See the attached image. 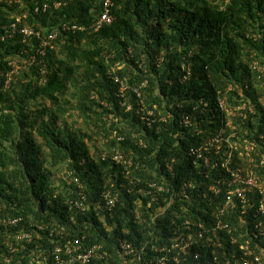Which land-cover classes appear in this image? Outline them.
<instances>
[{
  "label": "trees",
  "instance_id": "trees-1",
  "mask_svg": "<svg viewBox=\"0 0 264 264\" xmlns=\"http://www.w3.org/2000/svg\"><path fill=\"white\" fill-rule=\"evenodd\" d=\"M44 2L52 7L35 12ZM101 9V0L0 3V219L23 218L0 225V264H32L34 250L54 264L55 244L76 239L83 249L102 245L104 256L87 264H211L213 251L234 263L238 249L227 231L214 233L215 213L202 195L201 183L215 173L196 167L191 151L212 135L235 133L244 152L235 164L261 165L264 0H115L113 23L95 30ZM25 13L44 31L63 21L86 29L53 42L45 84L36 61L5 87L9 62L19 56L26 64L36 52L5 28ZM221 99L244 104L247 116L227 117ZM107 190L118 201L101 210ZM80 193L85 209L76 206ZM27 231L34 242L13 252L14 236ZM182 239L192 243L185 250L175 246Z\"/></svg>",
  "mask_w": 264,
  "mask_h": 264
},
{
  "label": "built area",
  "instance_id": "built-area-1",
  "mask_svg": "<svg viewBox=\"0 0 264 264\" xmlns=\"http://www.w3.org/2000/svg\"><path fill=\"white\" fill-rule=\"evenodd\" d=\"M24 2L25 0H0V3H5L9 6L15 4L23 5ZM60 5L61 2L55 3L56 7ZM114 5L115 0H101L102 9L100 15L93 23L95 30H99L103 26L113 23ZM51 7L52 5L50 3L44 2L41 5H37L34 11L45 12ZM27 18L28 15L26 13L16 14L14 20L5 28L11 38L19 35L24 44L31 42L36 52L26 58V64L21 63L20 58H18L19 56L9 62L10 69L5 75V87L11 86L14 77L20 73L21 68L33 65L36 61L40 65V82L45 84L49 73L48 49L53 47V42L58 39L60 32L86 29L85 26L79 25L76 22L63 21L57 28L44 31L28 23L26 21ZM254 67H257V65L254 64ZM219 104L226 111L227 117H236L237 115L247 116L244 112L246 108L244 104L228 107L225 99H221ZM152 113L150 112L149 115H152ZM183 124L186 126L193 125L188 115H184ZM235 135V133L231 135H224L223 133L212 135L203 145L192 149L191 156L194 157V165L196 167L204 165L206 168H212L215 173V177L207 174V181L201 183V186L205 190L202 192V195L207 201L206 207L209 213H215L213 220L214 233L227 231L230 242L235 246V250L238 249L237 252L231 254L232 257H238L232 264H264V157L261 160V165L255 171L247 169L245 171V168L243 169V167L237 166L235 161L238 158L242 159L244 152L240 149L239 145L233 142L232 138ZM261 138L264 139V134L261 135ZM224 145L227 148L223 152ZM255 146H257L256 142H252L251 145L248 144L246 146L247 154H251L250 150ZM114 151L113 159L117 163H121L123 158L121 151L119 149H115ZM235 151L239 153L238 157L235 155ZM224 153L225 155H223ZM217 154L220 155L218 156ZM193 185L192 182H188L184 184L183 188L186 190ZM163 188H160V190L165 189ZM80 195L81 199L76 201V206L85 209L84 201L86 195L84 193H80ZM103 197L105 204H102V202L99 203L101 210L106 207L112 209L118 201L117 194L111 190L105 191ZM235 215L239 220L240 228L238 231L230 223L233 220L229 221ZM22 222V216L0 219V225L10 227L19 226ZM185 225L193 233V227L196 225V222L188 220L185 222ZM198 226L201 228L204 225L199 223ZM39 228L44 229V226L40 225ZM200 236L202 237V232H200ZM14 240L15 243L9 244V247L13 252H16L22 242L33 243L34 235L30 231L18 232L14 236ZM182 244L183 250H185L192 243L186 239H182V242H177L175 246L180 247ZM219 244L222 246L221 242ZM101 248L102 245L97 244L83 249L80 239H76L73 242H66L64 245L56 243L54 246L55 264H87L93 259L104 256V252L100 251ZM213 254L214 258L211 264H225L219 260L216 251H213ZM46 260L47 258L43 252L34 250L30 254L32 264H46Z\"/></svg>",
  "mask_w": 264,
  "mask_h": 264
},
{
  "label": "clouds",
  "instance_id": "clouds-1",
  "mask_svg": "<svg viewBox=\"0 0 264 264\" xmlns=\"http://www.w3.org/2000/svg\"><path fill=\"white\" fill-rule=\"evenodd\" d=\"M78 24V23H77ZM112 24V23H111ZM80 25V24H79ZM65 32V31H63ZM61 33V32H60ZM53 48V47H52ZM52 48H49V49H52ZM48 49V50H49ZM48 59V58H47ZM49 74V73H48ZM48 80V79H47ZM47 82V81H46ZM41 83V82H40ZM42 84V83H41ZM106 158V152L103 151V154H102V159ZM54 264H55V261H54Z\"/></svg>",
  "mask_w": 264,
  "mask_h": 264
}]
</instances>
